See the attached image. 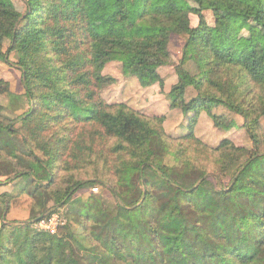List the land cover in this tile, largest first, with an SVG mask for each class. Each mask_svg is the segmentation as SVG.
I'll use <instances>...</instances> for the list:
<instances>
[{
  "label": "trees",
  "instance_id": "1",
  "mask_svg": "<svg viewBox=\"0 0 264 264\" xmlns=\"http://www.w3.org/2000/svg\"><path fill=\"white\" fill-rule=\"evenodd\" d=\"M195 1L264 28V0ZM25 7L0 0V61L9 62L24 37L16 64L33 102L17 120L0 104V186H13L0 193V250L26 264H264V70L215 50L204 14L192 26L176 0ZM92 24L105 33L94 34ZM137 28L143 33L128 44L126 33ZM173 35L185 40L176 65L140 59ZM122 79L153 115L114 100ZM10 91L0 79V95ZM237 128L248 145L230 138ZM40 138L55 149L50 164L34 149ZM16 185L34 202L24 222L8 219ZM96 186L108 189V206L128 231L70 224L52 234L35 226L54 213L66 220L71 213L61 208Z\"/></svg>",
  "mask_w": 264,
  "mask_h": 264
},
{
  "label": "rangeland",
  "instance_id": "2",
  "mask_svg": "<svg viewBox=\"0 0 264 264\" xmlns=\"http://www.w3.org/2000/svg\"><path fill=\"white\" fill-rule=\"evenodd\" d=\"M176 1L182 10L189 12L192 26L199 25V13L204 14L210 26L212 44L215 50L221 53H233L236 58L250 57L254 65L264 70L263 27L246 17L213 9L209 7L208 4L201 6L195 0ZM13 2L20 12H25V0H13ZM91 28L96 35H103L105 33V28L101 24H92ZM141 33H143L141 28L128 31L126 33V42L130 44L131 41L135 40L136 36ZM23 41L24 37L22 41L14 47L9 62L5 63L0 61V79L7 82L11 90L9 94L5 93L0 95V104L3 106L4 115L12 120H17L33 107V102H30L26 96L27 89L24 84L23 71H21L16 64L19 57L26 51ZM184 46V38L179 35H173L170 45L166 47H146L142 51L140 59L149 62L166 60L167 63L176 65L181 60ZM173 65L166 66L168 68L164 67V70H173ZM112 68L113 72L119 75L117 69L115 67ZM118 78L121 79L120 76H118ZM113 88L114 100L121 102L123 99L135 109L148 115H153L154 110L130 81L128 82L122 79L121 82ZM17 126H20V123H17ZM82 129V126H79L77 132H80ZM86 129L88 132L91 131L89 126H87ZM230 135V138H233L236 143L248 145V142H246L248 140L244 136L243 130L240 128L234 129ZM47 142L48 140L40 138L33 144L38 156L43 158L46 163L50 164L52 162L51 158L53 154H55V149L52 151ZM12 183L14 185L16 182ZM9 186L12 190V185ZM16 186L18 187L13 191L12 208L8 215V219L10 221L24 222L30 219L34 202L26 191L21 190V185ZM109 195L110 192L108 189L102 186L87 188L77 192L72 197L69 204L61 208L62 211L71 213L69 216L65 215V227L70 224L75 228H80L84 225L93 226L95 224L104 225L105 223H110L114 229L123 227V231H128L127 222L119 223L116 220L119 211L108 206L109 203H111L108 198ZM120 215L123 217V211L120 212ZM65 227L61 229V233L64 231ZM0 264H26V261L17 253H12L9 249L7 250L3 247L0 250Z\"/></svg>",
  "mask_w": 264,
  "mask_h": 264
},
{
  "label": "built area",
  "instance_id": "3",
  "mask_svg": "<svg viewBox=\"0 0 264 264\" xmlns=\"http://www.w3.org/2000/svg\"><path fill=\"white\" fill-rule=\"evenodd\" d=\"M65 224L66 220L63 219L60 214L54 213L51 216L37 222L35 226L40 230L56 234L59 228Z\"/></svg>",
  "mask_w": 264,
  "mask_h": 264
},
{
  "label": "crops",
  "instance_id": "4",
  "mask_svg": "<svg viewBox=\"0 0 264 264\" xmlns=\"http://www.w3.org/2000/svg\"><path fill=\"white\" fill-rule=\"evenodd\" d=\"M123 100V99H122ZM2 187V188H1ZM13 187V186H12ZM13 189V188H12ZM5 191H12L10 186H0V193Z\"/></svg>",
  "mask_w": 264,
  "mask_h": 264
}]
</instances>
